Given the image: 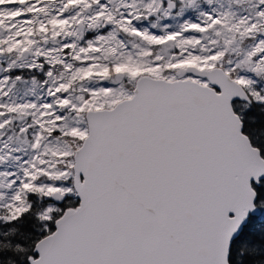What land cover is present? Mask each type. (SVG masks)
Instances as JSON below:
<instances>
[{"label":"snow or ice","instance_id":"obj_1","mask_svg":"<svg viewBox=\"0 0 264 264\" xmlns=\"http://www.w3.org/2000/svg\"><path fill=\"white\" fill-rule=\"evenodd\" d=\"M0 264H264V0H0Z\"/></svg>","mask_w":264,"mask_h":264}]
</instances>
